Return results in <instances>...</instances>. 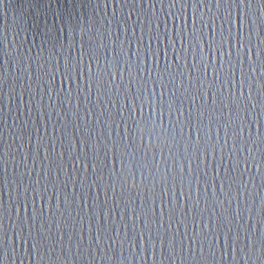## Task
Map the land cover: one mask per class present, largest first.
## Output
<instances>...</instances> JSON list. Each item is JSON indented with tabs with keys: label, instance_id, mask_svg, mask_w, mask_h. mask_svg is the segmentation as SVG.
Wrapping results in <instances>:
<instances>
[{
	"label": "water",
	"instance_id": "1",
	"mask_svg": "<svg viewBox=\"0 0 264 264\" xmlns=\"http://www.w3.org/2000/svg\"><path fill=\"white\" fill-rule=\"evenodd\" d=\"M0 264H264V0H0Z\"/></svg>",
	"mask_w": 264,
	"mask_h": 264
}]
</instances>
